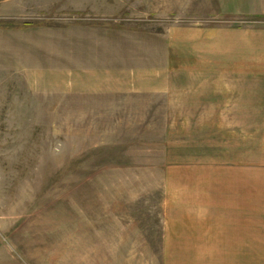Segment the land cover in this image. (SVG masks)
<instances>
[{"label":"rangeland","instance_id":"rangeland-1","mask_svg":"<svg viewBox=\"0 0 264 264\" xmlns=\"http://www.w3.org/2000/svg\"><path fill=\"white\" fill-rule=\"evenodd\" d=\"M0 264H264V0H0Z\"/></svg>","mask_w":264,"mask_h":264},{"label":"crops","instance_id":"crops-1","mask_svg":"<svg viewBox=\"0 0 264 264\" xmlns=\"http://www.w3.org/2000/svg\"><path fill=\"white\" fill-rule=\"evenodd\" d=\"M235 206H238V205H235ZM241 208L242 207H240L239 209ZM207 217H209V215ZM200 226H201V222L197 223V221L195 222V221H187V220L180 221V223H178L175 226V230L173 231L176 233L175 243L173 247L183 249V250H193V252H188V254H193L194 250L197 247H199V243H200V241H197L196 238H199L200 236L199 234L204 232L203 228H201ZM224 241L225 240H223L222 242L224 243ZM225 243H228V241H225ZM230 244L232 245V248H235V249L237 248L236 246L241 247L242 239L240 240L235 239L233 241H230ZM246 244H247V241L243 240L244 247L246 246ZM187 255L184 254V251H183V258H187L185 257ZM238 255L241 256V253H239Z\"/></svg>","mask_w":264,"mask_h":264}]
</instances>
